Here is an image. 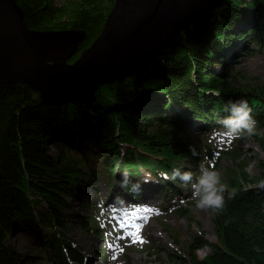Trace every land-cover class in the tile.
<instances>
[{
	"label": "trees",
	"instance_id": "obj_1",
	"mask_svg": "<svg viewBox=\"0 0 264 264\" xmlns=\"http://www.w3.org/2000/svg\"><path fill=\"white\" fill-rule=\"evenodd\" d=\"M16 1L35 30H84L80 51L99 36L115 2ZM251 44L256 48L248 49ZM254 52L264 53V0H225L184 32L143 75L102 87L94 104L45 105L24 87L0 88V264H39V253L27 250L21 255L9 243L16 233L27 235L36 250L45 248V258L55 264L84 261L83 250L68 235L70 225L79 223L85 232H106L79 197L86 192L85 182L94 187L100 181L98 168L91 166L93 149L102 156L99 169L105 186L116 174L126 192L140 199L147 182L152 188L157 184L164 203L179 215L186 214L180 204L187 198L181 186L192 192L200 165L219 172L223 159L237 156L238 149L231 152L218 144L219 136H224L221 121L231 115L229 101L248 102L258 121L252 138L264 151V86L238 82L240 72L233 67ZM50 146H55L56 154ZM261 163L255 179L243 165L237 167L239 183L225 185L221 178L225 205L219 212L211 209L218 242L196 237L184 257L168 254L171 262L264 264ZM175 170L193 173L192 180L181 181ZM76 201L86 213L75 210ZM41 203L45 210L37 209ZM205 246L211 253L198 259L194 253ZM95 251L101 252L98 247Z\"/></svg>",
	"mask_w": 264,
	"mask_h": 264
},
{
	"label": "water",
	"instance_id": "obj_2",
	"mask_svg": "<svg viewBox=\"0 0 264 264\" xmlns=\"http://www.w3.org/2000/svg\"><path fill=\"white\" fill-rule=\"evenodd\" d=\"M224 1L115 0L80 51L84 30H35L16 0H0V88L24 87L45 105L94 104L102 87L143 75Z\"/></svg>",
	"mask_w": 264,
	"mask_h": 264
},
{
	"label": "rangeland",
	"instance_id": "obj_3",
	"mask_svg": "<svg viewBox=\"0 0 264 264\" xmlns=\"http://www.w3.org/2000/svg\"><path fill=\"white\" fill-rule=\"evenodd\" d=\"M247 48L256 47L251 44ZM233 67L240 72L238 82L246 80L247 85L264 86V53L254 52L244 55ZM218 144L221 148L231 152L238 149L234 159L221 161L219 173L225 185L230 186V181L239 183L237 167L240 165L244 166V171L250 178L255 179L259 176L262 170L261 162L264 161V151L252 136H246V138L236 141L226 140L224 136H219ZM49 149L53 154L57 153L55 146H50ZM100 154L98 149H93V154L90 156L93 159L91 166L94 165V168H98L97 171L100 172V181L96 182L94 187L88 184L89 182H85L82 187L86 192L80 194L79 197L84 203L91 200V204L96 208V217L99 222L104 224L106 232L103 231V234L102 231L98 233L85 232L79 223L70 225L68 235L83 250L85 256L83 262H71V264H89V262L93 264H177L169 260L168 254H178L184 257L187 247L196 237H203L210 243L218 242L212 210L197 208L191 202L192 199L183 205L186 214L179 215L174 210L167 209L161 196L164 194H160L157 184L153 189L149 186L152 184L147 182L148 186H144L147 189L145 196L140 199L134 198L126 192L125 188L117 182L116 174L110 179V185L105 186L104 175L101 174L102 169H99L102 159ZM119 163H121V159L118 161ZM118 164L115 166V172H118ZM86 171H89L87 167ZM147 180L145 179V181ZM181 188L184 191L183 194L187 193L185 192L187 186L182 185ZM121 197L126 200L123 203L124 206H118L116 203L107 206L108 203H111L110 201L116 202ZM81 201L75 202V210L86 213L87 210L81 207ZM37 209L42 211L46 208L41 203ZM122 212H127L129 216V213L132 212L131 215L139 217L135 223L136 229H127L132 234L120 227L119 218ZM9 243L16 246L18 254L23 255L27 250L32 254L39 253V264H55L54 261H48L45 258L46 249L36 250L35 242L24 233L14 234ZM99 246L103 247L104 252L103 256L97 258L94 253L95 248ZM210 253V246H205L194 254L198 259H205Z\"/></svg>",
	"mask_w": 264,
	"mask_h": 264
},
{
	"label": "clouds",
	"instance_id": "obj_4",
	"mask_svg": "<svg viewBox=\"0 0 264 264\" xmlns=\"http://www.w3.org/2000/svg\"><path fill=\"white\" fill-rule=\"evenodd\" d=\"M227 111L231 115L221 121L220 127L226 140L237 139L242 135L253 136L256 134L258 121L252 116V109L245 99L229 101ZM190 150L193 149L190 147ZM193 155H196L194 150ZM174 176L187 183L192 180L193 173L175 170ZM225 191L226 187L221 183L220 173L211 166H205L202 163L197 183L192 184L191 199L195 201L196 207L221 211L225 205ZM234 195V191L229 192V199Z\"/></svg>",
	"mask_w": 264,
	"mask_h": 264
},
{
	"label": "bare ground",
	"instance_id": "obj_5",
	"mask_svg": "<svg viewBox=\"0 0 264 264\" xmlns=\"http://www.w3.org/2000/svg\"><path fill=\"white\" fill-rule=\"evenodd\" d=\"M156 182V181H155ZM184 191H182V193H183ZM185 192H187V193H185V194H183V197H184V195H185V197H188L192 192H191V189L189 188V187H187L186 189H185ZM124 197H121L118 201H116V202H113V201H110L111 203L109 204L108 203V205L107 206H112V203H116V205L118 204V206H124L123 205V203L126 201V200H124L123 199ZM126 199V198H125ZM86 203H88V205H87V207L89 208V210L93 213V211H94V213H93V215H94V217L95 218H97L96 217V213H95V210H96V208L95 207H93V205L91 204V200L90 201H88V202H86ZM108 208V207H107ZM93 209V210H92ZM128 213L127 212H122V214H120V218H119V222H121V228L122 229H129V228H134V229H136V222H137V220H138V216L137 215H131L132 214V212H130L129 214H130V216L129 215H127ZM128 231V230H127ZM128 232H130V231H128ZM129 234V233H128ZM130 234H132V232H130ZM99 249H100V254H97V253H94L96 256H97V258L100 256H103V252H104V250L102 249L103 247H98ZM96 249V248H95ZM96 252V251H95ZM74 263H78V262H74ZM89 264H93V263H91V262H89Z\"/></svg>",
	"mask_w": 264,
	"mask_h": 264
},
{
	"label": "snow or ice",
	"instance_id": "obj_6",
	"mask_svg": "<svg viewBox=\"0 0 264 264\" xmlns=\"http://www.w3.org/2000/svg\"><path fill=\"white\" fill-rule=\"evenodd\" d=\"M142 242V241H141Z\"/></svg>",
	"mask_w": 264,
	"mask_h": 264
}]
</instances>
